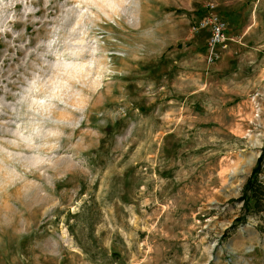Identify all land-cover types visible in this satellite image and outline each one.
I'll return each mask as SVG.
<instances>
[{
	"label": "rangeland",
	"instance_id": "1",
	"mask_svg": "<svg viewBox=\"0 0 264 264\" xmlns=\"http://www.w3.org/2000/svg\"><path fill=\"white\" fill-rule=\"evenodd\" d=\"M111 8L0 0V264H264V0Z\"/></svg>",
	"mask_w": 264,
	"mask_h": 264
},
{
	"label": "trees",
	"instance_id": "2",
	"mask_svg": "<svg viewBox=\"0 0 264 264\" xmlns=\"http://www.w3.org/2000/svg\"><path fill=\"white\" fill-rule=\"evenodd\" d=\"M205 14L203 13L201 18ZM203 33L205 34V32ZM234 202L243 204L242 214L236 219L234 228L239 224H245L247 217L250 215H260L263 213L262 218L264 219V152L258 159L251 176L248 178L242 196Z\"/></svg>",
	"mask_w": 264,
	"mask_h": 264
},
{
	"label": "built area",
	"instance_id": "3",
	"mask_svg": "<svg viewBox=\"0 0 264 264\" xmlns=\"http://www.w3.org/2000/svg\"><path fill=\"white\" fill-rule=\"evenodd\" d=\"M193 31L196 33L207 31L209 33L208 44L211 49L226 50L229 46L227 21L215 12L214 6H211L208 12L193 25ZM218 57V54H214L211 60Z\"/></svg>",
	"mask_w": 264,
	"mask_h": 264
},
{
	"label": "bare ground",
	"instance_id": "4",
	"mask_svg": "<svg viewBox=\"0 0 264 264\" xmlns=\"http://www.w3.org/2000/svg\"><path fill=\"white\" fill-rule=\"evenodd\" d=\"M92 2H94L95 3V5H99V8H101L102 7V9H103V7L104 8H113V5L115 4V0H92ZM97 2V3H96ZM99 2V3H98ZM111 8V9H112ZM73 74V73H72ZM78 76V74H74V76ZM72 76V75H71Z\"/></svg>",
	"mask_w": 264,
	"mask_h": 264
}]
</instances>
